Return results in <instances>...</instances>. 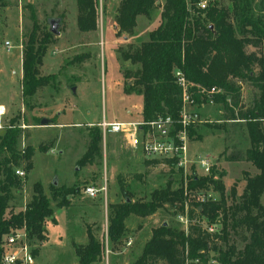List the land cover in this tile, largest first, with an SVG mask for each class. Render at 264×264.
Returning a JSON list of instances; mask_svg holds the SVG:
<instances>
[{
  "label": "trees",
  "instance_id": "trees-1",
  "mask_svg": "<svg viewBox=\"0 0 264 264\" xmlns=\"http://www.w3.org/2000/svg\"><path fill=\"white\" fill-rule=\"evenodd\" d=\"M200 1H162L161 20L149 30L148 38L121 52L130 65H135L124 69L125 91L141 94L143 119L169 115L177 121L182 89L176 82L174 70L180 69L188 80V91L196 104L219 101L224 120L244 121L250 144L236 158L250 161L258 171L253 174L244 171L242 192L236 199L232 186L231 203L227 202L221 180L213 178L216 171L213 168L211 175H197L194 171L189 175L188 195L182 185V175L178 185L174 186L169 177L164 185L153 188L148 197L132 198L126 184L120 181L123 198L108 204L105 237L111 242V249L122 245L127 233L126 221L131 215L147 216L163 208L176 215L186 211L188 218L187 231L169 221L163 224L165 220L152 227L131 264H209L211 259L219 264H264V52L247 49L248 45H253L264 50V0H227L225 3L209 0L204 7L199 6ZM98 2L76 0V21L80 30L96 29ZM0 4H4V0H0ZM157 6L156 0H119L116 33L125 36L132 33L137 15L144 14L149 18ZM36 28L33 21L22 49L21 95L28 105L37 88L56 77L54 73H40L53 33L45 29L38 35ZM244 79L259 89L258 96L247 107L241 103V82ZM211 86L220 90L209 92ZM16 120L12 118L0 133V264L6 234L23 228L30 245L33 239H43L46 220L50 217L54 220L52 201L68 209L70 195L80 189L79 186L52 182L50 194H47L41 181L36 180L24 207L7 211L32 167L35 151L31 144L18 147L23 128ZM193 133L194 129L189 127V136ZM88 135L87 146L77 159L79 165L94 163L102 156L101 127L90 125ZM160 160L175 165L172 158ZM157 161L159 158L156 157L145 159L146 164ZM16 169H23L24 174H18ZM178 170L182 172V167L178 166ZM222 174L223 171L218 172L219 176ZM207 182L213 183L220 196L200 203L198 207L190 193L200 188L205 190ZM203 216L207 222L219 221L220 228L215 232L204 229L200 222ZM85 231L86 241L72 240L77 263L100 262L104 240L98 237L91 223H85ZM232 233L240 236L243 245L238 246L231 239ZM30 253L33 257L37 247L30 246Z\"/></svg>",
  "mask_w": 264,
  "mask_h": 264
},
{
  "label": "rangeland",
  "instance_id": "rangeland-1",
  "mask_svg": "<svg viewBox=\"0 0 264 264\" xmlns=\"http://www.w3.org/2000/svg\"><path fill=\"white\" fill-rule=\"evenodd\" d=\"M118 1L99 0L97 27L89 31L78 28L76 0H4V4H0V102L16 101L13 111L16 112V121L20 122L23 128L17 145L21 148L30 143L35 148L33 165L7 211H17L24 207L31 197L32 185L36 180H40L45 186L47 194H50L49 186L53 180L57 181V185L80 188L78 193L70 195L71 204L67 206L68 209L57 206L52 201L54 220H46L49 239L46 243L45 237L31 241V246H36L38 253L31 258L29 264H78L71 240L86 241L85 223H91L98 237L104 240L101 261L92 264H131L142 240L148 232L150 233L152 227L163 220L176 227L184 226L178 214H171L163 208L155 211L153 218L131 215L126 221L127 233L124 239L133 236V242H123L122 245L127 246L123 252H117L119 246L111 249V242H105L108 204L123 198L120 181L126 184L125 187L132 194V198L148 197L153 188L164 185L169 177L176 186L182 175V185L185 189L189 175L195 171L192 161L208 156L213 161L212 168L216 170L213 178L221 180L227 202L231 203V187H235L236 199L242 192L245 184L244 171L250 174L258 171L250 161L236 158V155L243 154L250 144L248 133L243 120H224L223 115L219 113V110L223 109L219 101L187 105L189 110L197 113V120L191 121L189 125L194 129V133L187 141L189 161L187 168H182V172L176 164L168 165L160 160V157L156 163L146 164L145 159L153 157L131 147L124 133L109 131L105 134L102 131L101 158L96 159L94 163L77 164V159L87 146L90 125L100 126L99 122L103 118H142L139 113L141 94L126 92L124 84L125 67L135 65H130L121 52L148 38L149 30L161 20L163 0H156L158 6L153 10L151 17L138 14L134 30L126 36L116 33ZM203 1L206 4L209 0ZM52 17L59 18L56 27L59 31H51L53 37L43 56L40 73H54L56 77L39 86L28 100V105L20 100V67L18 56L14 55L15 46L19 40L23 49L33 21L37 24L38 35L45 29L50 30L49 19ZM5 39L13 43L9 49L4 45ZM247 49L264 52L253 45H248ZM76 55L80 56L77 58ZM13 69H16L17 73L12 72ZM258 94L259 89L250 80L244 79L241 82L243 107L251 105ZM128 110L131 113L128 114ZM43 117L49 119L47 124L24 128V124L28 122L31 125L39 124ZM53 122L64 123L58 126ZM0 123L1 133L8 122ZM26 132L27 139V135H24ZM219 171H223L221 176L218 175ZM207 183L206 189L212 193L213 199L218 198L220 192L213 188V183ZM87 185L106 187L98 190L95 196H90L84 192ZM262 200L264 201V195ZM73 204L76 206H72ZM220 226L218 223L217 230ZM230 237L238 246L243 245V240L238 234L232 233ZM106 248L109 250L106 251Z\"/></svg>",
  "mask_w": 264,
  "mask_h": 264
},
{
  "label": "built area",
  "instance_id": "built-area-1",
  "mask_svg": "<svg viewBox=\"0 0 264 264\" xmlns=\"http://www.w3.org/2000/svg\"><path fill=\"white\" fill-rule=\"evenodd\" d=\"M199 6L204 7L205 2L201 0ZM7 48H10L12 43L9 39L4 41ZM174 74L176 82L182 89V105L180 109V116L177 121L169 115H158L153 119H134V120H106L102 119L99 124L102 127L103 134L109 132H122L127 138L129 145L133 148H138L141 152L150 157L172 158L175 160L177 166L187 168V141L189 138L188 129L191 121L197 120L195 116L197 113L187 108V105L196 102L193 101L191 93L188 91V80L184 77L180 69H175ZM220 88L211 86L208 91L216 92ZM212 101V100H210ZM178 123L179 125H176ZM0 123V127H1ZM193 162V170L197 175H207L212 172L213 161L208 156H203L195 159ZM20 175L24 174L23 169H16ZM193 172V171H192ZM191 172V173H192ZM185 176H187L185 174ZM105 185L96 188L87 185L84 192L95 196L98 190L105 189ZM186 194V186H185ZM191 194V195H190ZM189 195L201 206L200 203L213 199L212 193L207 189H196ZM188 195V194H186ZM184 223V229L187 231L188 218L186 211L177 215ZM204 229L209 232L217 231V224L219 221L207 222L203 216L200 219ZM107 242V237H105ZM127 244L131 243L127 239ZM30 242L28 241L26 232L23 228H16L6 234L1 255V264H29L31 262ZM109 249L106 248V251ZM209 264H219L215 259H211Z\"/></svg>",
  "mask_w": 264,
  "mask_h": 264
},
{
  "label": "crops",
  "instance_id": "crops-1",
  "mask_svg": "<svg viewBox=\"0 0 264 264\" xmlns=\"http://www.w3.org/2000/svg\"><path fill=\"white\" fill-rule=\"evenodd\" d=\"M6 40V39H5ZM4 40V41H5ZM5 45V44H4ZM12 45H13V43H12ZM11 45V46H12ZM5 47H6V45H5ZM7 48V47H6ZM7 49H9V48H7ZM15 53H14V55L15 56H18V59H19V67H20V69H19V74H18V83H19V94H20V100H23L22 99V95H21V77H22V44H21V42H19V40H17V44H16V46H15V51H14ZM12 72H16L17 73V71H16V69H13L12 70ZM141 107H142V104L140 105V109H139V113H141ZM14 108H16V101H13V100H8L7 101V103H3V102H0V122H11V119L12 118H16V112L15 111H13L14 110ZM222 111H223V109L221 110H219V113L222 115ZM127 113L129 114V113H131V111L130 110H128L127 111ZM141 116V115H140ZM139 116V117H140ZM135 118H138V117H135ZM126 119H132V118H126V117H124V118H121V119H119V120H126ZM112 120H118V119H112ZM17 122V121H16ZM19 124H21L20 122H18ZM32 123V122H31ZM63 123L64 122H53V124H55V125H58V126H62L63 125ZM47 124V123H46ZM37 125H45V124H40V122H39V124H34V125H31L30 124V122H28V123H25L24 124V128H29V127H32V126H37ZM0 128H2V127H0ZM27 137H28V135L26 136V139H27ZM27 144H30V143H27ZM138 149V148H137ZM139 151H141L140 149H139ZM34 154V153H33ZM32 161H33V156H32ZM32 165H33V163H32ZM43 185V184H42ZM43 188H44V191L46 192L47 190H46V188H45V186L43 185ZM89 195V194H88ZM91 196V195H90ZM72 206H76V205H72ZM80 206V205H79ZM60 207H62V206H60ZM81 211V210H80ZM155 213L156 212H154V213H152V214H150V215H147V217L148 218H153L154 216L153 215H155ZM53 217H54V215H53ZM49 219H52L51 217L50 218H48L47 220H49ZM45 227H46V236H45V238H44V242L46 243L47 241H48V239H49V232H48V230H47V227H48V224L45 222ZM150 233H151V231H150ZM150 233L148 232V234L146 235V238H144V240H142V244H141V246H140V248H139V250H138V252H137V254H139V252L141 251V248H142V246H143V243H144V241L149 237V235H150ZM84 235L86 236V231H84ZM127 239H130L131 240V243L133 242V236H128V238H125L124 240L125 241H123V242H125L126 243V241H127ZM45 243H43V244H45ZM71 243H72V240H71ZM130 243V244H131ZM127 244V243H126ZM126 245H119V247H117V252H123V250H125L126 249ZM37 253H38V249H37ZM36 253V254H37ZM35 254V255H36ZM136 254V255H137ZM34 255V256H35ZM31 257H32V255H31ZM33 258V257H32ZM74 264V263H73Z\"/></svg>",
  "mask_w": 264,
  "mask_h": 264
},
{
  "label": "water",
  "instance_id": "water-1",
  "mask_svg": "<svg viewBox=\"0 0 264 264\" xmlns=\"http://www.w3.org/2000/svg\"><path fill=\"white\" fill-rule=\"evenodd\" d=\"M49 23H50V31L57 33L59 30L56 27H57V25L59 23V18L52 17V18L49 19ZM48 121H49V119L47 117H43V118L40 119V124H46V123H48ZM52 182L54 184L57 183L56 180H53ZM165 223H166V221H163V224H165Z\"/></svg>",
  "mask_w": 264,
  "mask_h": 264
}]
</instances>
